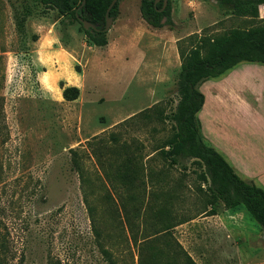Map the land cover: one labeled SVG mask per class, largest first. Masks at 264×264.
<instances>
[{"label": "rangeland", "instance_id": "374dc122", "mask_svg": "<svg viewBox=\"0 0 264 264\" xmlns=\"http://www.w3.org/2000/svg\"><path fill=\"white\" fill-rule=\"evenodd\" d=\"M169 1L172 25L154 29L142 0H119L97 47L74 14L0 0V264H264L263 227L214 201L202 162L168 146L180 42L256 27L264 5L254 18L216 0ZM72 75L79 99L58 98Z\"/></svg>", "mask_w": 264, "mask_h": 264}, {"label": "trees", "instance_id": "16d2710c", "mask_svg": "<svg viewBox=\"0 0 264 264\" xmlns=\"http://www.w3.org/2000/svg\"><path fill=\"white\" fill-rule=\"evenodd\" d=\"M43 6L56 10L61 16L74 14L79 21L83 18L97 27L98 30H85L86 44L104 47L108 45L106 11L112 0H38ZM155 0H142L140 11L145 22L154 29L172 25L171 2L162 10L163 0L155 4ZM220 5H229L233 12L241 17H259V7L264 0H216ZM119 1L110 11L109 16L118 17ZM26 17L17 21L18 27L24 26ZM83 26V24H82ZM190 49L181 47L178 50L181 58L179 86L181 100L178 103L174 120L177 132L173 142L168 146L179 159H197L202 162L209 174L210 186L208 192L214 201H221L226 209L245 208L248 213L264 229V189L253 182L242 179L232 165L214 147L204 141L200 130L198 113L201 111L205 96L199 90L202 83L224 75L241 63H255L264 66V19L261 24L249 30H232L215 38H200L190 36ZM205 52V55L203 54ZM63 98L75 101L80 96L77 87L61 86ZM165 148V147H164ZM77 157V150L71 149ZM77 172L83 170L74 158ZM176 161V160H174ZM89 213L93 207L87 200ZM189 264H195L188 258Z\"/></svg>", "mask_w": 264, "mask_h": 264}, {"label": "crops", "instance_id": "0c3cea01", "mask_svg": "<svg viewBox=\"0 0 264 264\" xmlns=\"http://www.w3.org/2000/svg\"><path fill=\"white\" fill-rule=\"evenodd\" d=\"M254 72L258 74L260 81L252 74ZM71 78L73 80L66 83L65 87L80 88L83 81L78 76L72 75ZM245 79L253 80V83L256 85L258 83V86H250ZM53 85L45 87L55 90ZM232 86H241L252 99L238 100L230 94L229 88ZM199 90L205 96L204 105L197 115L204 141L222 154L242 179L251 181L256 186L264 189V166L259 170L251 164L250 161L253 155L248 148L249 144L252 143L257 147L260 144V147L264 150L263 65L241 63L224 75L205 81L201 84ZM55 95L58 98L62 97V89L60 88ZM223 107H228V114H225V109H220ZM253 140L257 142L259 140V144ZM262 157V163H264V152ZM200 220L199 223L206 229L207 234L212 235L211 237L218 235L217 226L211 227V225H214L211 217H204Z\"/></svg>", "mask_w": 264, "mask_h": 264}, {"label": "bare ground", "instance_id": "6f19581e", "mask_svg": "<svg viewBox=\"0 0 264 264\" xmlns=\"http://www.w3.org/2000/svg\"><path fill=\"white\" fill-rule=\"evenodd\" d=\"M230 94H232L234 97H236L238 100L242 99V100H246V99H252V97L248 96V92L244 89L241 88V86H232L231 88H229ZM228 107H223L220 108L225 109V114H228ZM241 124V123H240ZM242 125V124H241ZM249 150L251 152V154L253 155V158H251V164L256 166L257 168H259V170H261L263 168V148H261L260 146L257 147L256 145H253L252 143L249 144Z\"/></svg>", "mask_w": 264, "mask_h": 264}, {"label": "water", "instance_id": "95a60500", "mask_svg": "<svg viewBox=\"0 0 264 264\" xmlns=\"http://www.w3.org/2000/svg\"><path fill=\"white\" fill-rule=\"evenodd\" d=\"M119 0H112L111 4L109 5L107 11H106V24H105V28H104V31L105 32H108L111 28V25L114 21V18L110 17L109 14H110V11L112 10V8L116 5V3L118 2ZM155 4H158L159 2H161V0H155L154 1ZM85 3V0L83 1V4ZM168 4V0H163V7H162V10H164L166 8ZM79 22L81 24H83L85 30H89V29H93V30H98L97 27L95 25H93L92 23H90L89 21L83 19V18H80L79 17Z\"/></svg>", "mask_w": 264, "mask_h": 264}]
</instances>
